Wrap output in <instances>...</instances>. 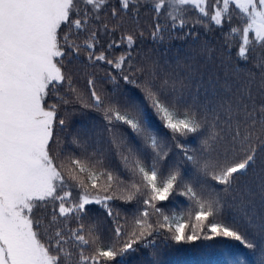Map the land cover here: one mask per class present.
<instances>
[{
  "label": "snow or ice",
  "instance_id": "1",
  "mask_svg": "<svg viewBox=\"0 0 264 264\" xmlns=\"http://www.w3.org/2000/svg\"><path fill=\"white\" fill-rule=\"evenodd\" d=\"M146 32H203L223 55L205 41L209 70L163 73ZM77 107L102 123L69 151L62 113ZM249 229L264 244V0H0V264H123L157 236L255 249Z\"/></svg>",
  "mask_w": 264,
  "mask_h": 264
},
{
  "label": "trees",
  "instance_id": "2",
  "mask_svg": "<svg viewBox=\"0 0 264 264\" xmlns=\"http://www.w3.org/2000/svg\"><path fill=\"white\" fill-rule=\"evenodd\" d=\"M193 15L195 16L196 14L193 13ZM205 41L208 42L210 47L217 48V56L223 55L212 35H206L203 32H201L198 40H193L192 38L187 41L166 40L162 45H154L146 32L139 47L144 56H151L159 61L163 73L177 71L186 68L188 65H194L201 72H204L210 68L207 58L202 52V45ZM115 54L118 55L119 51ZM100 74L102 75V73ZM121 84L124 88L133 87L132 85H123V82ZM77 86L85 95L87 94V85L83 74H80ZM97 86L103 87L108 91H111L112 88L110 83L102 81H98ZM62 116L66 119L67 124L65 132L61 133L60 136L68 146L69 151L75 150L70 144L73 135L79 133L83 136L91 130L94 124L102 123L100 113L90 108L82 109L77 107L69 109L67 113H62ZM199 139L198 136H190L181 142L195 149L199 146ZM170 163L180 166L183 171L185 162L175 149H173ZM185 199L181 196H174L172 202L166 204L165 207L166 209H171V213L186 217L189 209L184 203ZM113 209L114 211H119L122 216L128 214L129 217L134 211V207L123 206L119 201L113 203ZM92 211L98 219L104 220L102 207L93 206ZM247 236L250 241L257 242L258 246L255 249H249L244 243L227 238L173 243L157 236L154 238L155 247L137 246L134 253H130L123 258V264H257L261 251H264V244L258 243L259 238L254 236V229H249Z\"/></svg>",
  "mask_w": 264,
  "mask_h": 264
}]
</instances>
